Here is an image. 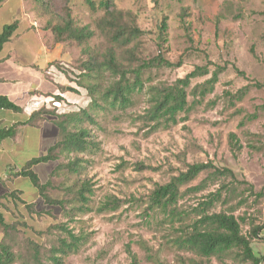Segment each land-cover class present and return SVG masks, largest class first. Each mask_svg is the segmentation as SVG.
<instances>
[{
    "label": "rangeland",
    "instance_id": "rangeland-1",
    "mask_svg": "<svg viewBox=\"0 0 264 264\" xmlns=\"http://www.w3.org/2000/svg\"><path fill=\"white\" fill-rule=\"evenodd\" d=\"M94 1L97 5L100 2ZM115 2L124 13L118 23L143 31L127 45L114 43L111 36L117 28L107 23L105 10L94 11L85 0H25L33 27L40 30L50 47L55 46L50 27L62 22L68 9L76 26L87 25L94 32L83 43L66 41L62 44L63 57L53 62L66 76L68 95L80 102L59 100L57 105L58 99H54L46 104L48 109L56 108L57 113L79 111L91 101L86 88L89 84L95 85L98 99L100 92L113 85L116 77L107 71L93 79L81 75L89 54L101 60L113 47L117 60L129 68L132 80L133 69L158 55L174 63L182 60V65L144 67V87L136 90L125 108L99 100L102 108L91 112L96 123L84 124L99 147L79 154L84 158L80 173L65 166L69 158L64 155L36 168L42 182L50 181L47 194L63 199V206L47 204L29 178L13 175L59 139L54 116L42 128L29 127L22 140L7 142L0 157V195L6 219L15 225L4 237L15 253L13 264H33L34 243L40 245L42 260L49 264L47 255L61 238L68 237L66 229L82 238L78 250L66 256L64 264H131L129 250L142 264H252L237 249L204 259L179 241L196 217L195 208L219 184L209 183L204 190L184 193L177 209L191 215L186 224L154 210L150 196L158 184L168 182L189 164L211 162L232 169L238 179L231 202L220 203L215 210L236 206L235 214L246 218L243 232L247 235L253 225L264 224V0ZM16 16L14 20L21 19V15ZM166 17L168 27L162 31ZM24 35L22 32L21 37ZM196 66H207L209 73L192 80L187 89L191 108L178 114L179 122L156 124L144 118L153 103L151 87L171 85ZM218 66L223 70L214 91L200 98L195 94L196 86L211 78ZM14 68L17 78L20 70ZM34 83L26 86H38V77ZM48 87L43 84L41 90ZM23 88V82L14 84V101L19 105L25 102L20 93ZM61 90L67 92L65 87ZM231 133L237 135L241 150L233 149ZM58 164L62 167L56 168ZM208 175L209 171L201 173L183 190ZM84 180L90 182L93 192L87 205L79 208L74 197ZM13 191L25 203L7 196ZM107 202L113 207L108 208ZM252 243L255 251L262 253L264 237Z\"/></svg>",
    "mask_w": 264,
    "mask_h": 264
},
{
    "label": "trees",
    "instance_id": "trees-1",
    "mask_svg": "<svg viewBox=\"0 0 264 264\" xmlns=\"http://www.w3.org/2000/svg\"><path fill=\"white\" fill-rule=\"evenodd\" d=\"M3 0H0V5ZM92 10L102 8L106 12L107 23L115 26L117 29L113 32L111 38L114 43L119 45H127L135 40L142 34V30L137 26L126 28L123 24H119L120 18H123V11H121L115 0H100L97 5L94 0H85ZM19 19L14 20L10 24L0 26V50L4 43L9 41L18 28ZM168 27L167 17L162 22V31H166ZM218 27V25H217ZM53 34L54 44H64L66 41L74 40L77 43H83L91 38L94 34L89 29V26L78 27L74 24V19L71 15V10L68 9L66 18L50 27ZM82 76L93 79L95 76L103 75L104 72H110L111 75L116 77L115 82L111 87L100 92L99 99L96 95V87L94 84L88 85L90 95V103L88 107H84L79 111H72L68 113H57L55 109L50 110L46 105L35 110L27 119L14 123L10 127L0 125V142L9 137H16L18 132L26 126L41 127L50 118L54 116V123L59 130V139L51 145L47 152L39 156L33 157L27 161L20 169L14 171L15 176H22L29 178L37 189L41 197L49 205L63 206L65 201L63 199H52L48 194V187L50 181L42 182L36 167L43 163H50L58 161L62 155L69 158L65 166L72 172L80 173L81 161L84 160L80 157V153L92 151L98 148V142L93 138V133L84 124L88 122L96 123L93 115L91 114L96 108H102L99 100L111 106L127 107L132 102V96L136 90H142L144 83L141 79V72L144 67L158 66H171L180 67L182 60L174 63L164 58L162 55L156 56L154 59L144 62L142 65L133 69V80L129 75V68L122 65L116 58L114 48H110L104 57L100 60L99 57L88 55V59L82 63ZM223 70L222 66L213 72L211 78L207 79L204 83L199 84L195 88V94L200 98H205L209 93H212L215 84L219 80V73ZM243 72V71H240ZM209 73L207 66H196L192 71L186 74L183 78H178L171 85L152 86V106L148 110V118L151 121H156V124L162 122L166 124H177L179 122L178 114L187 112L191 107L189 104L188 88L193 79L205 76ZM81 84V83H79ZM56 101L62 100L57 95ZM0 108L11 109L20 112L22 107L15 102L11 101L6 96H0ZM233 141V149L241 150L242 145L237 139L235 133H231ZM73 154V157L71 155ZM64 166V164H63ZM62 167L58 164L56 168ZM209 171L207 178L203 179L199 184L188 187L183 190V187L194 181L201 173ZM231 178V181L228 179ZM0 180H2L0 178ZM238 182L236 175L232 169L220 168L211 162H195L188 165L186 170L179 172L172 176V178L162 184H158L152 191L150 196L151 207L160 209L171 220L180 219L185 223V220L191 216L189 213H182L177 209L179 200L186 192H197L204 190L208 187L209 183L219 184L216 191L206 195L195 208L196 217L193 222L187 226L184 233L179 237L181 245L188 251L195 253L204 259H211L215 256H223L229 251L235 249L239 250L246 260H250L252 264H262L264 261V253H257L253 248V241L263 239L261 231L264 228L262 225H253L250 235L243 232V224L246 221L244 216L235 214L236 206L228 207V209L215 210L220 203H230L235 193V184ZM92 185L88 180H84L78 187L75 193V199L80 204L79 208H83L90 201L92 194ZM13 198H18L25 203L23 199L15 191L9 195ZM28 205V204H27ZM106 205L111 206L109 202ZM30 206V205H28ZM4 204L2 196L0 195V230L3 236L0 238V264H13L16 260L15 253L12 251L9 243L4 239L5 235L15 227L14 222L6 219L3 211ZM186 225H184L185 228ZM68 237L60 239L58 245L51 249L47 255L49 264H64V258L74 251H77L81 241V235H76L73 231L66 229ZM131 255V264H142L137 255L129 250ZM33 264H45L42 260L41 247L38 243H34L33 253L31 252Z\"/></svg>",
    "mask_w": 264,
    "mask_h": 264
},
{
    "label": "crops",
    "instance_id": "crops-1",
    "mask_svg": "<svg viewBox=\"0 0 264 264\" xmlns=\"http://www.w3.org/2000/svg\"><path fill=\"white\" fill-rule=\"evenodd\" d=\"M16 15H21V19L18 18V28L0 50V96H6L15 102L14 84L23 82L24 88L20 93L25 102L20 105L22 107L20 112L0 108V125L5 127L24 121L35 110L54 100L57 95L62 98L63 102L71 99L74 102H80L75 97L68 95L70 85H67L66 76L60 73L53 64L57 59L63 57L62 44L57 43L54 47L48 46L40 30L33 27V22L26 12L25 0H18L15 9L14 0H3L0 5V26L14 22ZM22 32L25 34L23 37H21ZM14 66L19 67L20 70L17 78H14V71H17ZM35 77H38V86L28 88L27 84L35 85ZM43 84H48L49 87L41 90ZM62 87H65L67 92H63ZM15 103L17 104V102ZM60 104V101H57V105ZM19 113L22 114L21 117L18 116ZM48 122L50 121H46L43 126ZM29 127L31 126L23 127L16 135L14 142L22 140ZM12 138L14 139V137H9L0 142V157L6 150L7 142ZM263 230L264 228L261 231V237H264ZM263 253L264 249L261 254Z\"/></svg>",
    "mask_w": 264,
    "mask_h": 264
}]
</instances>
